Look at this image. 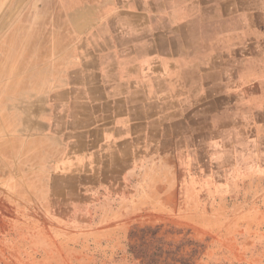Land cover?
Masks as SVG:
<instances>
[{"label":"crops","instance_id":"0c3cea01","mask_svg":"<svg viewBox=\"0 0 264 264\" xmlns=\"http://www.w3.org/2000/svg\"><path fill=\"white\" fill-rule=\"evenodd\" d=\"M42 1L23 28L24 76L0 88V142L10 143L0 150L43 176L75 177L77 192L122 190L130 176L152 184L163 144H172L162 128L208 127L211 95L225 105L239 55L226 54L227 18L260 8V0H96L76 10Z\"/></svg>","mask_w":264,"mask_h":264},{"label":"rangeland","instance_id":"374dc122","mask_svg":"<svg viewBox=\"0 0 264 264\" xmlns=\"http://www.w3.org/2000/svg\"><path fill=\"white\" fill-rule=\"evenodd\" d=\"M65 1L76 10L96 0ZM259 3L258 15L227 18L226 54L239 55L224 107L211 95L208 127L162 128L172 144H163V167L155 179L148 176L152 184L130 176L122 190L77 192L75 177L43 176L0 150V264H264V0ZM0 4L3 89L11 74L24 76L23 28L30 8L44 2ZM235 28L242 32L233 39ZM1 142L8 149L9 140Z\"/></svg>","mask_w":264,"mask_h":264}]
</instances>
